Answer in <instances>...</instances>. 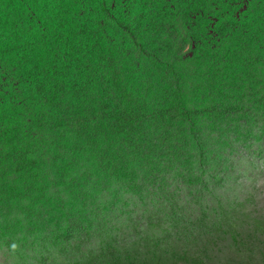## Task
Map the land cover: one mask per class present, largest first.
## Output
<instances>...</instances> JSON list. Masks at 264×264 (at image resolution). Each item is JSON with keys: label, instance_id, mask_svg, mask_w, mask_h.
Here are the masks:
<instances>
[{"label": "rangeland", "instance_id": "1", "mask_svg": "<svg viewBox=\"0 0 264 264\" xmlns=\"http://www.w3.org/2000/svg\"><path fill=\"white\" fill-rule=\"evenodd\" d=\"M255 4L264 11V0ZM108 6L107 21L124 10L127 25L136 19L147 31L136 40L106 27L96 53L75 55L82 66L95 62L89 76L98 85L87 101L116 104L127 94L147 102L150 115L169 117L165 112L173 108V135L155 151L153 164L130 160L128 172L104 173L92 167L89 150L69 153L81 139L68 121L44 120L45 129L37 124L44 107L23 102L22 84L14 98L23 115L14 129L30 138L13 140V125L0 121V264H54L57 256L102 260L101 242L108 237L121 249L141 252L144 238L171 231L165 215L171 192L180 206L174 218L183 220V257L197 264H264V22L246 28L239 22L247 9L231 11L225 19L236 23L219 29L224 18L207 12L194 19L177 6L161 14L159 4L145 9L136 0ZM66 64L56 63L61 71ZM179 85L178 108L177 99H167ZM185 111L190 117L179 115ZM190 127L191 141L184 138ZM14 146L20 151L10 157ZM88 220L107 223V232L95 225L90 235L70 231V222L82 229ZM66 235L72 238L64 251ZM203 242L211 246L207 254ZM164 257L163 264H172L169 254Z\"/></svg>", "mask_w": 264, "mask_h": 264}, {"label": "trees", "instance_id": "2", "mask_svg": "<svg viewBox=\"0 0 264 264\" xmlns=\"http://www.w3.org/2000/svg\"><path fill=\"white\" fill-rule=\"evenodd\" d=\"M111 1L117 0H0V121L3 123L7 121L13 125L12 130L8 131L15 137L13 140L22 144L30 138L26 132L14 129L16 119H22L23 115L21 114L23 110L15 107V92L24 84L23 102L36 107L38 103L44 107H40L41 115L37 117V124L41 128L49 126L47 123L42 124L47 119L60 123L68 121L74 134L81 139L80 142L73 144L74 147H70L69 153L89 150L87 156L93 163L92 167L97 166L104 173L112 168L120 174L123 171L128 172L127 165L130 160L148 165L154 163L155 151L158 149L163 151L162 144L173 135L170 124L177 114L172 117L173 113L170 111H173V108H168L165 113L169 117L150 115V110L146 107L147 102L127 94H123L119 101L116 100V104L110 101L95 105L87 101L86 96L95 92L98 85L89 76V69L95 66V62L91 61L82 66L74 62L77 58L75 55L88 57L91 53H96L97 49L104 45L101 34L107 32L106 27L119 28L125 36L136 40L143 38L147 31L140 23H136V19L127 25L123 15L128 13L124 10H117V16L110 17L113 19L111 22L107 21L111 15L108 6ZM136 2L138 5L142 3V8L145 9L148 5L159 4L163 7L160 9L158 6L160 14L168 13L177 6L186 17L188 15L194 19L202 17L207 12L214 16L211 17L214 20L224 18L219 29L221 27L228 29L236 23L225 19L231 11L233 13L236 11L239 15L247 9L245 20L239 22L246 28L259 25V21L264 22V11L259 13V8L250 5L249 0H136ZM62 10L66 14V19L61 18ZM146 15L143 11V17ZM193 42H196L195 39ZM38 58H41V61H38ZM61 61H67L66 68L62 71L58 70L56 65ZM72 68L74 69L71 72ZM9 80L13 81L14 87L8 84ZM180 86L175 88L176 94L171 93L173 97L167 99L170 104L177 99L178 108L183 107V101L178 99ZM167 89L172 90L169 87ZM111 98L114 99L113 96ZM188 113L190 117L192 114L190 111H185L184 114L178 112L183 117ZM188 116L183 119L187 121ZM186 130L184 138L191 141L192 137L193 140L195 135L192 127ZM12 151L10 157L20 149L14 146ZM197 192L202 193V189L199 188ZM166 199L165 206L168 211H165V215L172 222L170 225L172 229L164 235L144 238L141 252L121 249L117 247L116 238L108 237L101 242L102 254L98 256L103 258L102 260L96 258L97 260L89 261H68V258L57 256L54 264H163L168 262L164 257L166 254H169L172 264L180 262L197 264L193 257H183L180 240V235L183 236V220L174 218L177 209L180 208L177 196L171 192L165 195ZM88 221L89 227L82 229L80 225H74V221L70 222V231L73 233L81 231L80 233L90 235L91 227L95 225L96 231L107 232V223L103 222L105 228L100 223ZM150 225L160 223L150 222ZM187 228L192 230L188 226ZM80 236L82 235L79 234L76 238L79 239ZM71 238L66 235L60 244L64 251L69 246ZM202 247H204L202 252L207 254L211 246L204 243ZM162 259L164 261H161Z\"/></svg>", "mask_w": 264, "mask_h": 264}]
</instances>
